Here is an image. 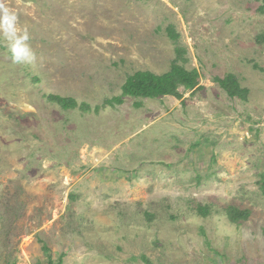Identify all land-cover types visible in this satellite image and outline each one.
<instances>
[{
	"label": "rangeland",
	"instance_id": "rangeland-1",
	"mask_svg": "<svg viewBox=\"0 0 264 264\" xmlns=\"http://www.w3.org/2000/svg\"><path fill=\"white\" fill-rule=\"evenodd\" d=\"M5 3L36 59L0 42V264H46L42 244L62 264H264V0ZM176 47L199 89L103 105Z\"/></svg>",
	"mask_w": 264,
	"mask_h": 264
},
{
	"label": "trees",
	"instance_id": "trees-1",
	"mask_svg": "<svg viewBox=\"0 0 264 264\" xmlns=\"http://www.w3.org/2000/svg\"><path fill=\"white\" fill-rule=\"evenodd\" d=\"M169 29L171 37L176 39L178 35L173 32L172 27ZM257 41L264 42V35L259 36ZM185 63H187V59L185 58V49L176 47L175 59L171 63L167 72L157 75L148 71H138L127 76L120 88L121 94L117 97L106 100L103 105L111 107L115 104L120 105L123 103V99L125 97L142 100L158 99L169 96L178 100L182 99L183 96L180 92V88H182L185 92L199 89V72L197 69H186L184 67ZM213 80L227 94L228 97L238 98L240 100L246 99L248 93L247 89L240 86L237 78L233 74H227L222 78L215 77ZM47 100L51 103L59 105L64 110L75 109L77 107L85 111L89 109L86 104L78 106L76 101L71 98L49 95L47 96ZM136 106L139 107L140 103L136 104ZM97 110L98 107H96L95 111ZM261 176L262 179H264V174ZM198 213L205 217L208 214V208L199 206ZM226 215L231 223H238L241 220H246L249 216V212L228 207ZM262 234L264 237V229ZM41 249L44 254L46 264L63 263L64 254H61L57 261H54L50 249L45 244H42Z\"/></svg>",
	"mask_w": 264,
	"mask_h": 264
},
{
	"label": "clouds",
	"instance_id": "clouds-1",
	"mask_svg": "<svg viewBox=\"0 0 264 264\" xmlns=\"http://www.w3.org/2000/svg\"><path fill=\"white\" fill-rule=\"evenodd\" d=\"M29 31L21 27L16 10L10 8L5 0H0V42H3L10 61L15 65H30L36 59Z\"/></svg>",
	"mask_w": 264,
	"mask_h": 264
}]
</instances>
